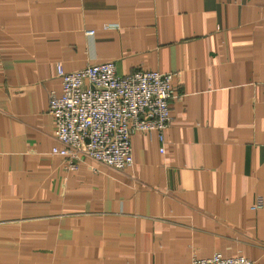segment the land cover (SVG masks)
Listing matches in <instances>:
<instances>
[{
	"label": "crops",
	"instance_id": "0c3cea01",
	"mask_svg": "<svg viewBox=\"0 0 264 264\" xmlns=\"http://www.w3.org/2000/svg\"><path fill=\"white\" fill-rule=\"evenodd\" d=\"M106 61L175 73L170 125L133 133L125 170L67 171L57 66ZM214 253L264 264V0H0V264Z\"/></svg>",
	"mask_w": 264,
	"mask_h": 264
},
{
	"label": "built area",
	"instance_id": "2783aa9c",
	"mask_svg": "<svg viewBox=\"0 0 264 264\" xmlns=\"http://www.w3.org/2000/svg\"><path fill=\"white\" fill-rule=\"evenodd\" d=\"M92 36L94 30H86ZM173 72L138 70L118 75L113 61L89 64L72 72L57 66L61 93L48 97V112L55 124L58 156L64 169L75 171L84 158L122 171L132 165L130 137L136 132H163L170 125ZM163 151V148L160 149ZM262 205L261 199L252 209ZM237 255L214 253L193 258L189 264H251Z\"/></svg>",
	"mask_w": 264,
	"mask_h": 264
}]
</instances>
